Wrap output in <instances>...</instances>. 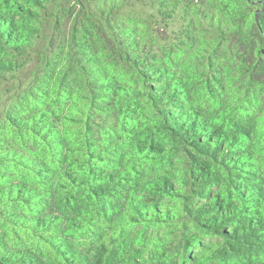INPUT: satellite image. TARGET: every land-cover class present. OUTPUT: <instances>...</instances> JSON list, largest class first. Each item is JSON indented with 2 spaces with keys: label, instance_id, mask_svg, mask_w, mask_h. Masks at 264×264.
Here are the masks:
<instances>
[{
  "label": "trees",
  "instance_id": "trees-1",
  "mask_svg": "<svg viewBox=\"0 0 264 264\" xmlns=\"http://www.w3.org/2000/svg\"><path fill=\"white\" fill-rule=\"evenodd\" d=\"M0 264H264V0H0Z\"/></svg>",
  "mask_w": 264,
  "mask_h": 264
},
{
  "label": "rangeland",
  "instance_id": "rangeland-1",
  "mask_svg": "<svg viewBox=\"0 0 264 264\" xmlns=\"http://www.w3.org/2000/svg\"><path fill=\"white\" fill-rule=\"evenodd\" d=\"M29 72H30V67H29V69H27V70H25L23 73H21L20 76H21L22 78H26V77L29 76Z\"/></svg>",
  "mask_w": 264,
  "mask_h": 264
}]
</instances>
